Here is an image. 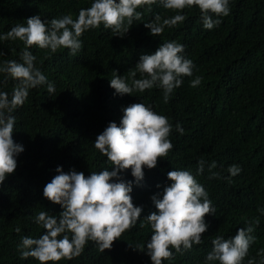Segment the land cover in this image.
<instances>
[{"label":"trees","instance_id":"16d2710c","mask_svg":"<svg viewBox=\"0 0 264 264\" xmlns=\"http://www.w3.org/2000/svg\"><path fill=\"white\" fill-rule=\"evenodd\" d=\"M93 2L0 0V35L18 23L26 25L34 16L46 24L67 14L76 18L80 9ZM229 6L228 16L213 15L222 22L211 30L204 28L201 12L193 6L179 13L185 15L184 22L153 37L145 23L157 14L162 18L177 14L156 0L138 9L142 18L133 21L128 33L120 34L123 38L101 25L83 33L82 48L76 55L65 48L55 53L36 46L28 49L56 91L49 94L47 85L30 89L25 103L12 113L16 120L13 140L24 151L16 157L15 173L0 184V264H39L32 257L21 259L18 246L24 236L44 234L35 223L36 214L46 211L58 217L63 211L44 197L45 185L58 174V167L85 176L110 170L107 157L94 142L111 122L120 126L126 107L141 102L168 118L173 148L158 160L155 169H144L139 184L131 170L120 173L125 182L132 183L133 203L143 209L140 220L110 250L101 252L89 241L79 257L58 264H152L146 248L152 230L150 225L141 228L140 223L158 211L152 197L162 199L164 189L172 183L167 174L173 170H188L196 177L208 192L215 214L205 217L208 229L201 244L179 253L171 249L173 258L163 264H205L215 236L228 233L229 239L257 218L260 223L253 225L256 241L243 264L253 257L259 261L257 253L264 249V215L258 211L264 209V0H230ZM171 41L184 46L182 55L193 61L194 68L193 76L182 77V85L174 89L167 103L158 87L120 95L110 86L114 70L126 76L142 55L154 54L163 42ZM24 49L19 40H0V67L6 60L21 62ZM196 76L202 81L193 88L190 81ZM137 78H141L139 73ZM17 83L0 73V91L10 97ZM177 124L183 134L176 130ZM201 159L205 168L198 174ZM212 161L217 163L213 171L219 178L209 179ZM232 165L241 168L234 177L228 172ZM141 244L144 251L135 248Z\"/></svg>","mask_w":264,"mask_h":264},{"label":"clouds","instance_id":"9594fccd","mask_svg":"<svg viewBox=\"0 0 264 264\" xmlns=\"http://www.w3.org/2000/svg\"><path fill=\"white\" fill-rule=\"evenodd\" d=\"M156 0H94L88 8L79 10L78 17L72 14L54 18L49 23L40 16L28 18L25 24H16L0 40H19L25 49L21 53V62L6 60L0 67V73H6L18 81L11 97L0 91V184L15 173L16 157L24 151L22 145L13 140L16 123L13 111L22 106L29 96V90L47 85L49 94L55 93L54 83H49L46 76L36 67L37 57L28 49L36 46L55 53L60 48L69 49L72 55L82 48L80 37L90 29H110L118 37L128 33L134 20H140L143 13L138 9L155 3ZM167 10L176 12L170 18L157 14L144 27L153 37L160 36L165 28H171L185 21V15L179 14L186 8L198 7L205 29H213L222 21L213 19L230 14V0H160ZM184 46L171 41L163 42L154 54L142 55L134 69L121 77L116 70L110 79V86L120 95H131L134 91L143 93L153 87L162 90L163 100L168 102L174 89L183 83L182 77H192L194 64L182 55ZM3 55V53H0ZM141 78H137V74ZM202 77L196 76L190 81L191 87L201 84ZM176 130L183 134V128L177 124ZM172 124L164 115L158 114L144 103H134L123 110V117L118 126L111 122L99 134L94 142L111 165V169L91 172L71 170L65 173L57 168V175L45 185L44 197L63 211L59 216L40 211L35 216V223L45 232L39 238L24 236L18 246L21 259L34 258L39 264H58L61 260L79 257L89 241L95 242L101 252L110 250L113 243L123 233L134 227L140 220L143 209L134 205L132 183L125 182L120 173L131 170L137 184L144 179V169H155L160 158L166 157L173 148L169 139ZM205 161L201 159L198 174H202ZM217 163L208 165L209 179L219 178L213 171ZM231 176L241 172L238 165L228 168ZM172 182L163 192L162 199L153 196L152 201L157 212L144 217L140 227L150 225L152 235L147 243V254L152 264H163L173 258L171 249L177 253L181 249L190 250L193 244L202 243V235L208 225L205 217L215 214L212 201L205 188L188 170L168 172ZM264 215V209H258ZM260 223L257 218L246 228L228 239V233L212 239V250L207 254L205 264H243L255 243L253 225ZM20 232V228H16ZM71 234V238L68 234ZM258 233V232H257ZM264 242V241H263ZM144 251L143 244L135 247ZM257 256L248 259L247 264H264V249Z\"/></svg>","mask_w":264,"mask_h":264}]
</instances>
